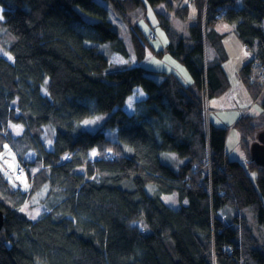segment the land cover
<instances>
[{
    "label": "trees",
    "instance_id": "16d2710c",
    "mask_svg": "<svg viewBox=\"0 0 264 264\" xmlns=\"http://www.w3.org/2000/svg\"><path fill=\"white\" fill-rule=\"evenodd\" d=\"M171 2L0 0V160L8 149L29 184L14 186L0 167V264H264V246L239 213L249 209L264 237V167L249 152L261 128L248 115L234 125L245 168L226 155L227 128L211 123L206 143L200 101L201 90L213 98L227 85L205 54L207 41L219 42L220 21L254 55L240 71L247 89L255 97L264 85V0H194L199 15L187 36L158 15L168 44L156 51L129 14ZM106 5L128 25L131 52ZM149 50L183 63L191 86L146 69ZM96 114L109 116L82 131ZM45 188L47 213L31 219L23 206ZM173 194L178 208L162 199Z\"/></svg>",
    "mask_w": 264,
    "mask_h": 264
},
{
    "label": "rangeland",
    "instance_id": "374dc122",
    "mask_svg": "<svg viewBox=\"0 0 264 264\" xmlns=\"http://www.w3.org/2000/svg\"><path fill=\"white\" fill-rule=\"evenodd\" d=\"M183 4H185V5H183ZM188 4L190 6L187 7ZM106 7L109 11V21L115 26V29L119 34V37L123 40V42L126 46V49L129 52H131L133 48H132V42H131L130 29H129L128 25L125 22L118 19L117 15L115 13H113L111 11V9L109 8L110 7L109 5H106ZM184 7H186V8H184ZM178 10H184V12L187 14L186 19H182L181 17L178 16V13H177ZM158 15H162L164 17V21H166L167 25H168V26L167 25L166 26L169 27L173 32L180 34L182 36H187L189 33V28L197 23L196 18H198L199 11L195 5L194 0H178L176 2H174L172 0L170 6H167L165 3H160V4H157L155 6H151L150 4L146 3L145 9H143V10L140 9L137 12L129 14V16L132 20V25H138L139 28L141 29V31L143 32V34L147 37L149 43L152 44L153 47L157 50L161 49V47L163 45H166V43L168 41L167 36H166L163 28L159 25V20L157 18ZM204 17H205V10L202 11V24L204 23ZM160 23H161V21H160ZM232 26H234V25H232ZM216 28H218L222 32H224V31L229 32L232 30V28L229 25H227L226 28H224V29H220V26H218V24H217ZM109 47H110V43H105V44L99 46V50L102 51L103 53H105L106 55H108L109 52L106 51V49ZM165 49H164V51H165ZM245 49H246V47L244 46V50ZM207 50H208V57L210 58V60L212 58L216 57L217 52L213 48H211L209 45H208ZM148 57H149V60L151 62H145L144 67L150 71L168 72V73H171V70H174L175 72H177L178 70L185 71L184 64L179 62V61L176 64H174V63L170 62L168 57H166L165 59H163V57L162 58L156 57V58L152 59L151 50H149L147 53V58ZM6 59H9V57L7 56ZM263 70L261 69V75H262L261 81L264 84V78H263V73H262ZM240 71H239V73H240ZM157 78H159V77L157 76ZM179 79L182 82L184 81L181 76L179 77ZM262 87H264V85ZM262 87H260V90L258 91L257 95L255 96V100L253 99L254 102H253V105H251V106H258L254 110H258V108L261 105V101L264 98L263 97L264 92H262ZM206 91H207L206 89L201 90L200 101H201V105H202L201 111H202V118H203L202 124H203V129H204V139L207 143L209 140V125L212 122H215L216 125L221 126L219 122L217 123L216 121H214L215 120L214 117L217 114H221L222 112L221 113L220 112L215 113L210 108L211 98H209V95H207ZM249 93L252 94L251 91H249ZM43 94L46 95V93L44 91H43ZM256 102H258V103H256ZM254 110L251 113L253 114L254 118H256L254 120L255 124L261 128L260 129V132H261V131H263V128H264V113L261 112V115L258 116L259 112H258V114H256V112H254ZM237 111H238V113L241 112L240 109L239 110L237 109ZM243 112L246 113V109H243L242 113ZM108 116H109V114H96L92 117H89V118L85 119L80 124V129L82 131H87V132H92V133L96 132L99 128L102 127V125L107 120ZM242 116H240V118ZM248 116H250V114ZM238 120H237V122H238ZM23 129L24 128L22 125H12L11 126V131L14 134V136L21 135L23 132ZM227 130H228L227 135L229 133V135H228L229 147L231 149L234 146L238 148V150L236 151L238 155H235V153H234L230 157L231 158H240L242 160V158H241V153H242L246 158V142L245 143L242 142L240 133L236 129H232V130H230V132H229L228 128H227ZM105 135L110 140L115 141L117 139V130L116 129L106 130ZM227 135H226V137H227ZM46 145L48 148H50L51 142L48 141L46 143ZM207 147H208V145H207ZM207 147H206V157H205L206 162L205 163H206L207 173L209 174V172H210V160L211 159L208 155L209 153H208ZM94 152H95V150L90 151V153H89L91 160L96 159V152H95V155H93ZM29 157L32 158V155H30ZM162 160H164V158H162ZM175 162H176V160H175ZM17 165H18V163L15 159V156H13V154L10 153L8 149H6L4 155L2 156V158L0 160L1 169L2 170L7 169V170H10L11 172H14L17 169ZM243 165L246 168V164H243ZM9 180L14 186L21 188L23 191H27L29 189V184H28L25 176H23L22 178H20L18 180H15L14 178H9ZM47 191H48V188H45L36 197H34L32 199V201H30L29 203H27L23 206L22 211L25 212L31 219H37V218L41 217V215H43L44 213H47L45 206L42 205V203H41V201L47 195ZM162 199H163L164 203L169 207L178 208L180 206L176 194L163 195ZM239 213H242L245 216L249 227L252 229L253 233L257 236V239L259 240V242L264 246V237L261 234V232L259 231V229L257 228L258 225L256 224L255 219H254L252 213L250 212V210L247 208L243 209V210L241 209V210H239ZM225 221H226V219H225Z\"/></svg>",
    "mask_w": 264,
    "mask_h": 264
},
{
    "label": "crops",
    "instance_id": "0c3cea01",
    "mask_svg": "<svg viewBox=\"0 0 264 264\" xmlns=\"http://www.w3.org/2000/svg\"><path fill=\"white\" fill-rule=\"evenodd\" d=\"M190 6L189 4L187 7ZM164 12V11H163ZM180 14V11H178ZM156 16V15H155ZM218 26H220V29L226 28L227 25H229L232 30L229 32H222L218 28L215 27V34L219 38V46L218 43H216L217 46H214L210 43V41L206 42L205 46V54L208 62H219L220 68L225 76L226 79V87L224 88L223 92L221 94L216 95L215 97L211 98L210 100V108L215 112V113H221L217 114L214 117V121L217 123L219 122L221 126L216 125L215 122H212L214 126L218 128H228L229 132L234 128V125L236 124L237 120L240 118L242 115H249L253 117V114L251 113L254 109H256L258 106H251L253 105V102L255 100V97L253 94L249 93V91L246 88V84H244L242 80V76L239 73V71L242 69L246 63H248L251 60H254V55L252 52H250L247 48L244 50V45L239 41L238 34L236 33L235 27L232 26L231 24H228L224 21H220L217 23ZM216 24V25H217ZM262 26L264 27V20L262 22ZM214 39V37H213ZM168 40V39H167ZM168 41L166 45H163L161 49L156 50V51H164V49L167 47ZM208 45L213 48L217 54L216 57L210 58L208 57ZM243 45V46H242ZM166 57L169 58L170 62L176 64L178 61L170 57L169 55H165L163 59ZM156 58L155 56L152 55V59ZM151 59V58H150ZM147 62H151L150 60ZM186 71V70H185ZM182 71L178 70L175 72L174 70H171V73L164 72L166 74H173L175 75L178 79L181 76L182 79L184 80L182 83L185 86H191L192 84V79L187 73V71ZM254 99V100H253ZM258 103V102H256ZM237 109L241 110V112L238 113ZM246 109V113H242V110ZM256 114L261 115V108L259 107L258 110H254ZM241 113V114H240ZM264 130V129H263ZM229 135V133H228ZM228 135L226 137L225 141V152L226 155L228 156L229 160H236L242 164H247L248 160L247 157L241 153V158H231L230 156L235 153L237 154V147H233L232 149L229 147L228 144Z\"/></svg>",
    "mask_w": 264,
    "mask_h": 264
},
{
    "label": "water",
    "instance_id": "95a60500",
    "mask_svg": "<svg viewBox=\"0 0 264 264\" xmlns=\"http://www.w3.org/2000/svg\"><path fill=\"white\" fill-rule=\"evenodd\" d=\"M251 160L259 167H264V131L257 135L256 141L250 147ZM4 223L3 213L0 211V230Z\"/></svg>",
    "mask_w": 264,
    "mask_h": 264
},
{
    "label": "bare ground",
    "instance_id": "6f19581e",
    "mask_svg": "<svg viewBox=\"0 0 264 264\" xmlns=\"http://www.w3.org/2000/svg\"><path fill=\"white\" fill-rule=\"evenodd\" d=\"M264 131V130H263ZM262 132V131H261ZM260 132V133H261ZM259 134V133H258ZM257 138V137H256ZM225 140H226V138H225ZM256 141V140H255ZM254 141V142H255ZM253 142V143H254ZM252 145V144H251ZM251 147V146H250ZM207 149H208V155H209V157H210V152H209V147H207ZM249 152H250V148H249ZM250 158H251V156H250ZM252 161V160H251ZM6 174L7 175H9V176H12V177H14V178H16V179H20L21 177H22V175H23V169L22 168H19V169H17L16 171H14V172H11L10 170H7V172H6ZM17 174H19V176H17Z\"/></svg>",
    "mask_w": 264,
    "mask_h": 264
},
{
    "label": "built area",
    "instance_id": "2783aa9c",
    "mask_svg": "<svg viewBox=\"0 0 264 264\" xmlns=\"http://www.w3.org/2000/svg\"><path fill=\"white\" fill-rule=\"evenodd\" d=\"M262 73H263V78H264V70H263V72H262ZM263 90H264V89H263ZM17 176H19V174H17Z\"/></svg>",
    "mask_w": 264,
    "mask_h": 264
},
{
    "label": "snow or ice",
    "instance_id": "6c2138e0",
    "mask_svg": "<svg viewBox=\"0 0 264 264\" xmlns=\"http://www.w3.org/2000/svg\"><path fill=\"white\" fill-rule=\"evenodd\" d=\"M9 59H11V57H9ZM93 155H95V152L93 153Z\"/></svg>",
    "mask_w": 264,
    "mask_h": 264
}]
</instances>
